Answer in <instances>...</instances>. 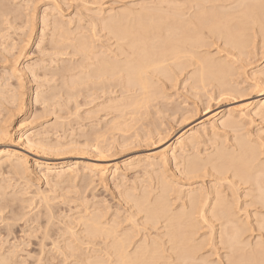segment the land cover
I'll return each instance as SVG.
<instances>
[{
    "label": "rangeland",
    "instance_id": "obj_1",
    "mask_svg": "<svg viewBox=\"0 0 264 264\" xmlns=\"http://www.w3.org/2000/svg\"><path fill=\"white\" fill-rule=\"evenodd\" d=\"M165 1L166 3H164ZM189 1L188 0H179V1L178 0L176 1L175 0H162V1L160 0H11V1L10 0H7V1L0 0V13H1L0 14V93H1L0 94V135L2 133H4L5 135L4 136L2 134L4 137L3 139H2V136L0 137L1 139L0 149L11 150L13 152L11 161H13L14 164L15 163L18 164L19 169H21V171L19 170L20 172L18 173V175L20 176L18 177L10 176V175L7 176L8 178L6 177V175L0 177V181L2 183L0 184V201H1L0 202V213H1L0 214V233H1L0 239H2L0 240V246H1L0 256L5 255L6 258L10 260L11 262L10 264H14V263L16 264H42V263L43 264H82V262L84 264V260L86 262L88 257H89L88 259L91 258L90 260L94 259L93 257L96 256L97 252H100L99 254H101V255L97 254V256H102V252L100 251V249L101 247H103L102 241L103 240L105 241V236L102 235L100 238L101 240L95 239V242L93 241V243L96 244L95 247L90 246L94 244L88 245V243L85 242V241H90L88 240L89 238L87 239V237H90V236H88L89 234L86 231L87 227H84L85 224L82 223V221L88 220V219H89L88 221H90V218L92 216H94V219L96 220V221L94 220V222H96L98 226L101 225L100 227L104 225L107 226L110 224V227L108 226V228L114 229L115 227H111V225L115 226L114 224H116L117 229L115 228V231L118 232L117 234L123 235L126 233L127 235L128 233V236H131L132 241L133 239H135L133 241L134 243L132 242V246H130V249H128V251L130 253L134 252L133 250L135 249V246L139 245L141 242H143V240H147V242L151 241V243L149 244H152V242H154V240L157 239L156 237H152V234L153 236H155V235H158L157 233L161 234L162 232L163 233L165 232L162 229V226L166 224L165 223L166 221H164L167 218L166 215L171 217V215L173 216L175 212H176L175 214H177L178 211L180 213H183L184 209L181 210L182 208L181 205L183 202H187L189 200L188 198L189 195L194 194L197 197L202 196L201 198H204L205 196L212 198L215 195L214 192L223 191L224 188H220V186H222L221 183H223L224 186L228 185L227 184L228 182L224 181L225 180L224 177L231 178V175H232L231 170L224 172L225 174L223 173L221 174L215 169L217 172V174H215L214 172H212L214 169L213 166L210 167L211 164L208 163V164H205L204 166L200 165L201 167L200 166L199 167L201 169L199 168L197 169L198 171H200V174L198 172L196 173L197 175H194L195 173H192V174L187 173L188 172V167H186L188 166L187 159L190 161L193 159V157L195 158L196 156L197 158L200 157L199 159H201L202 162H205L206 160L204 159H208L210 157L209 156L210 154L213 155L214 151L217 149H220L221 147H223L224 150L226 148V151L230 150V151H233V153L237 154L236 151H238V148H240L239 144L241 143L249 145L254 150H256L257 153L260 155L259 160H262L264 158V143H263L264 142L263 141L264 140V117H263L264 114H259V116L255 114V110H257L256 108L259 106V104L261 105L262 103H264V41H263L264 40L263 39L264 38L263 37L264 36V30H263L264 29L263 27L264 26V14H263L264 0L263 1L260 0L261 3L263 2L261 4L262 6L259 4V6L256 5L255 7L256 8L255 10H257L255 12L257 14L259 12L258 16L260 15L259 17L263 21L262 22L263 25L259 26L261 27L260 29L262 30L261 33H260L261 30L259 29L258 24L252 22L250 18V21L249 19L247 20L252 25L253 30L250 28L251 25L249 23L248 25L244 24L246 27L242 26L243 23L242 24L240 23L238 25H235L234 23L231 27H229L230 28L229 32L232 31L231 34L232 33L235 34L234 36H236L237 39L240 38L239 39L240 43L237 42L238 40L236 39V37H234L236 41L233 39L231 42L230 39L225 34L226 32H224L228 30V29L227 30L225 29V28H228L227 27L228 25L224 26L225 28H223L222 25L224 24H220V25L214 24V26L210 24L208 25L206 24V27L201 28L202 29L200 31V33L202 32L200 34L201 37L198 36L199 39H201L202 41L199 40L200 42L198 43L193 42L190 44L187 42L186 44L183 45L185 46V48L183 46L182 48H180L182 50H186L188 52L186 54H189V55L186 56L185 54L186 57L182 56L178 62H173L172 60H170L171 57L168 58L166 56V58H164L163 60L164 61V63H162L163 65L157 67L156 69L155 68L149 69L148 70L149 72H147V76L149 77L148 80L150 82V88H149L150 90L148 91V95L146 94L144 98V99H147L146 100L147 102L146 101L142 102L144 101V99L142 101L138 99L140 98L141 95H143L142 91L140 92L138 87H134L136 90L135 89L133 90V87L127 86V84H125L126 82L124 81L125 80L124 72H123L124 74L122 73L123 77L121 76V72H118L117 70L111 72L110 74L111 76H113V74L117 75V76L116 75L113 76L114 79H112V77L109 76L108 72L104 73L102 77L93 75L94 69H96V66L98 65L97 63L100 59L106 58V60H109V59L115 60V56L116 54H118L117 53L118 51L120 54L121 49L118 48L119 45L126 44L127 42V41L125 42L121 41V39L118 37L116 38L115 36L116 34L113 33L111 31V28L109 27V25L111 24L110 21L112 20V18L117 16L115 15V13H123V14L125 13L124 15L125 17L124 16H122L123 18L119 17L117 19L118 21H116L119 27L120 26L122 27V25L124 27H129L130 23L132 22L130 25L131 27L132 26L139 27L138 25H140V26H146L149 29V31L153 27L154 28L152 30L157 31L158 29V31H161L160 36L162 37H160L159 34H157V36L156 35L150 36L151 37L150 39H152L153 41L155 40L154 42L161 43L160 45L162 46L164 44L165 46L164 47L165 49L158 50V51L155 50V53L157 55L159 52L165 51L166 49L167 50L170 49L168 45H165L166 43H164L165 42L164 40H167L165 37L167 33L165 31L168 27L167 25L168 23L167 24L165 23V19L163 17L167 13L172 14V15L183 14L181 15L182 17H179V16L178 17L181 18L182 20L190 19L193 16V14H195L194 12H197V10H199V8L197 9L196 7H198L197 4L201 2L199 0H197L199 2L194 1V0H189ZM194 2H197V3L195 4ZM148 3L150 4L152 3V4L150 5ZM180 3H183L182 5H184L185 7L184 6L182 7ZM156 4H160L161 6L159 5L156 6ZM166 4L168 7L166 6ZM186 5L188 7H186ZM169 7L170 9H168ZM129 9L132 11H130ZM152 9L154 10L156 9V10L154 11ZM185 9L186 10L188 9V10L186 11ZM190 9H191V12L189 11ZM117 10L120 12H118ZM134 10H135V13H134ZM7 11H10V13ZM154 12H156L157 14L162 12L164 15L158 14L159 15L158 16L156 13L154 14ZM3 13L4 15H8V14L9 15L3 17L4 16ZM141 13L142 15L146 14L144 15L145 17L139 16L141 15ZM148 14H151V15H148ZM235 14L236 13H234V15ZM153 15H155V17ZM236 15L234 17H236ZM159 17L160 18L162 17L161 19L162 20L164 19L163 20L164 22ZM206 17L209 18V16H206ZM104 18H106L107 20H105ZM252 19H254V16L252 17ZM54 20H56V22H59V24L54 22ZM135 20L138 24L133 23ZM147 20L148 21L150 20V21L148 22ZM119 21L121 22L123 21V22L122 23L120 22L121 23L120 24ZM155 22H157L159 25L156 24ZM251 22L254 24H252ZM104 23H106L105 25L108 26V27L106 26L108 30L105 28V25H103ZM152 23L153 25H151ZM56 24L59 25L60 27L56 26ZM117 24L115 25L117 26ZM51 25L53 26L51 27ZM160 25H162L163 28H161ZM64 26L67 27L66 30L64 29ZM158 27H160L161 29H159ZM211 27H214V28H211ZM242 28L244 29L247 28L246 30L248 32L243 29L246 32L245 34ZM61 29H62V32H61ZM94 29H96V31ZM203 29H204V32H203ZM215 29H217L218 31ZM222 29L223 30L225 29V30L223 31ZM92 30L94 33L92 32ZM183 30H185L184 32H186L187 35L189 32L190 36L188 35V39L198 38V37L195 38L196 32L193 31L192 28L187 26L186 29H181L179 31L183 32ZM66 31H67V35L65 33ZM211 31L213 33H211ZM237 31L238 32L241 31L240 33L243 32L245 36L247 35L248 39L243 35L245 37L244 39L243 36L240 35V33H238ZM84 32L86 35L84 34ZM110 32L112 35L113 34L114 35L112 36ZM79 34L81 37L79 36ZM95 35H97L96 36L97 38H95ZM51 36L55 38L53 39ZM192 36L193 38H191ZM205 36L207 37L205 38ZM156 38H158L157 39L158 41H156ZM241 38L244 42L241 40ZM117 39L119 40V42H117L118 41ZM108 40H110L111 42ZM114 40L117 43H115ZM84 42L85 44L87 43L86 44L87 52H86V55H84V57L86 58L83 57L84 53H82V51L84 50V48H82L81 46L83 45L84 47ZM93 42H94V45H93ZM100 43H102L103 45ZM234 43L236 44L234 45ZM69 44H71L74 48ZM77 44H79L80 47ZM113 44L117 46L114 47ZM227 44L229 46H227ZM91 45L93 47H91ZM196 45L198 46V48ZM89 46L91 49L89 48ZM242 46H244V48H241ZM92 48L94 49L92 50ZM79 49L82 51H80ZM111 49H112V52H111ZM98 50H99V53L102 55L98 54ZM124 50H127L128 52L125 56H122V59H121V56H118V58L116 57L115 61H117L118 63H121L120 60L122 61L124 58H126V56L128 57L129 61L130 60L133 61V57L135 59V56L133 55V53H130L131 50L126 49V48H124ZM64 52H66V54ZM70 52L73 54H71ZM150 54L152 55L154 54V52L152 53L150 52ZM193 54L197 56L196 59ZM67 55H69L70 57ZM128 55L130 57L132 56L131 57L132 59ZM88 56L92 58L88 60L87 59ZM189 56L193 58H190ZM119 57H120V60H119ZM152 58L154 60L156 57L152 56L150 60L146 59V62L144 61L143 65L146 63L150 64L152 62L151 60ZM205 58L206 60H204ZM207 58H209L208 59L209 61L207 60ZM51 59L53 61H51ZM61 62H62V65L59 64ZM65 62L67 63L65 64ZM199 63L204 64V67L206 68H209V67L211 68V65L213 68L214 66L213 64L216 63L217 64V65L215 64L216 67L219 66L217 68H221L222 70L221 72L220 71L219 72L223 74L221 75L219 73L220 74L219 75L217 73L218 75H216L215 74L216 72H215L214 73L215 75L213 73H209L210 76H208L209 74L206 73L205 75L206 77H204L205 82L202 84L198 78V74H199L198 71L200 69ZM64 64L67 68L64 66ZM74 65H76V67H74ZM196 65L198 66L196 67ZM168 66L171 68H169ZM48 67L51 69H49ZM63 67H65V69ZM179 67H181L183 71L181 70V68L179 70ZM33 69L35 70V72ZM69 71L72 72V74ZM168 71L169 73L171 72V74H168ZM154 73H157V74H155L154 76ZM85 76H88V77H85ZM115 76L117 78L119 76V81ZM171 76L172 78H170ZM219 76H220V79L222 78L223 80H225L224 81L225 86L227 87L224 89H226V91L219 84L220 79L219 80L217 79L219 78ZM75 77H78L79 80ZM210 77H212V80ZM82 78H84L85 80L84 79L82 80ZM121 79L122 81H120ZM51 80L54 82H52ZM229 81L233 85L230 84ZM81 83L82 84L85 83V84L82 85ZM195 83L196 85H194ZM198 83L199 84L201 83V84L199 85ZM208 83L210 84L207 85ZM86 84L89 86H87ZM204 84L207 87H205ZM73 87H75V90H73ZM81 87H85L86 90H84L85 88H81ZM130 87L132 88V90H129ZM56 88H58V90ZM125 88L127 90V94H126ZM87 89L89 92L87 91ZM92 89L95 92H93ZM70 91L71 93H68ZM223 91L225 92V95ZM220 95H223V96H220ZM151 98L153 101L151 100ZM126 100H127V104H126ZM136 102H137V105L139 104L140 107L138 106L137 108ZM127 105L129 107L131 105L132 108L130 107V110H129ZM142 106L144 108H142ZM135 108L137 109L135 110ZM256 112H259V111H256ZM240 115L242 117H240ZM227 118L229 120H232V122H234V125L226 126V123H227L226 121H228ZM139 119H142V120H139ZM114 121L116 124L113 123ZM211 123L215 124L214 126L216 125L217 126L212 129L209 126V124L211 125ZM205 126H206L205 128L206 130L203 129ZM117 128L118 129L120 128L121 130L120 129L118 130ZM211 129L212 130L215 129V130L212 131ZM3 130H5V132ZM193 130L194 131L196 130L197 132H199L197 134L198 140L196 142V146L194 147H192V145L190 146V144L188 143L189 141H186L189 135L188 133ZM108 131L109 133H107ZM45 132H47L48 134ZM81 133H83L86 136L81 135ZM87 133L89 134V136ZM99 133L101 134L103 133L102 135L104 136H102ZM106 133H107V137H106ZM101 136L105 138L103 139ZM91 137H93V139L95 138L96 139L93 140L91 139ZM88 138L93 140L92 143H91V140H89ZM180 139L183 140L184 142H187L189 146L186 143H185V146H183L184 144L183 142L181 148L179 145H177L174 151H170L172 144L176 143L178 140L181 141ZM104 140L105 142H103ZM95 141L101 144L97 145ZM213 141L217 143H214ZM218 141H220V143ZM226 142L228 143L226 144ZM45 143H47L46 145L48 146H46ZM103 144L105 147L102 146ZM218 145H220L219 146L220 148L218 147ZM50 146H53V147L50 148ZM95 146L97 147L99 146V147L97 148ZM100 146H102L101 148H103V150H101ZM212 147H215V148H212ZM94 148H96V150ZM190 148H191V152H190ZM151 153H154V154L157 153V155H155L156 157L154 156L155 160L150 159L152 155ZM160 154H165L168 156L167 157L168 159L165 160L166 163L163 162V165L161 164L162 162L160 161L158 162L159 158H161L162 156ZM174 157L177 159L175 160ZM157 158L158 160H156ZM185 159L187 162L185 161ZM21 162L24 164L25 168L23 167V164ZM77 162L82 170L79 174H76L79 176L76 177L75 174L72 175L76 177V178L73 177L74 183L76 181V183L78 184V185L74 184L75 186L74 185L72 186V184L67 182L68 180L67 175L59 177L58 179V177L55 178L54 174L51 175L49 174L50 172L48 173V171L46 170L48 166L51 169L53 168V169H57L58 171L60 170L65 171V169H67L66 168L67 164L77 163ZM21 164L22 166L20 167ZM82 167H84L85 169ZM205 167L207 168L205 169ZM209 167L212 171L209 169ZM150 168L153 169V171ZM209 170L211 171L213 175L212 174L210 175ZM23 171H25L26 173ZM180 171L183 173H181ZM22 172L23 174H21ZM156 172H159V173L161 172V173L160 175H157L159 173H156ZM203 172H205V175ZM185 173L186 175H184ZM162 175L165 177V179ZM193 175L195 176L194 178L195 181H193V178H192ZM201 175H203L205 178H203V176L200 178ZM218 175H221V177ZM198 176H199V179H198ZM213 176H216V177H213ZM65 177H67V179ZM155 177L157 178V180L159 179L160 181L159 180L157 181ZM160 178L163 180V182ZM186 178L187 179L189 178V180L190 179L192 180L186 182ZM215 178L216 180L218 178L219 181H215ZM54 180H57V181H54ZM201 180H203L204 182ZM220 180L223 182L220 183ZM73 181L71 183H73ZM160 182L168 186L166 187L165 185L160 184ZM6 183L7 184L10 183V184L7 185ZM65 184L67 185L69 184V185L67 186ZM161 185H162V189L165 188L163 190L164 192H166L165 195H163L164 192L161 190V187H160ZM27 186L30 188H28ZM207 186H209V188ZM174 187L176 190L174 189ZM5 189H6V192H5ZM166 189L170 190L169 193L167 192ZM218 189H221V190H218ZM173 190L175 191L173 192ZM177 190L180 192L178 193ZM227 191L228 190H226V192ZM238 191H237L238 192L237 198L236 197L235 198L238 199L239 202L238 200L236 201L238 204L235 206V208L238 209L239 207L240 210L242 211H245V210L249 211L250 215H252V216H249V218L245 217L246 220L248 219L249 224L246 221V224L248 225V227L247 228L244 227V229L246 228L245 229L246 231L244 230L246 233L244 232V237L242 238L245 241L244 245L251 244L250 245L251 248L252 247L254 248L257 246H259L260 248H264L263 247L264 228L259 226L258 224L259 219H257L253 214H251L258 207H256L255 209L254 206L253 207L251 206L250 202L252 199L245 197V195L248 193L246 190L241 188V189H238ZM144 192L145 193L147 192V193L145 194ZM204 192L206 194H204ZM1 193H5V194L3 195ZM126 194L129 195V197L131 196L132 201L130 198H128L127 200L128 196H126ZM142 194L144 196H142ZM151 194H153L154 196H152ZM79 196L80 197L82 196V197L80 198ZM156 196L158 198L161 197L160 199L165 202V205L162 207L164 208V211L161 208L164 202H162L160 199H158L159 201L156 200L157 199ZM165 196H168V197H165ZM42 197H45L46 199ZM142 197H144V199ZM145 197H148V199ZM140 198H142L143 200ZM153 198L154 199L156 198L155 201ZM166 198H168L169 200L167 199L165 201L164 199ZM138 199L139 201H141L142 204L143 202L146 204V208L147 207L149 208L147 209L148 212H151L149 210H153V209H150V208H153L152 206H155L154 208H156V205H158L157 203L160 202L159 204L161 206L160 205L159 206L163 212L162 214L161 213L160 214L163 217H161L158 214H157L158 216L157 215L156 216L158 217L157 218L158 221L160 219L161 220L159 222L156 221L157 222L156 223L152 221V218H150L151 215L147 216L146 218L145 215L148 214V212L145 211L146 210V208L144 207L145 204L137 205V202H139ZM231 199L232 198L229 197V200ZM146 200H149V201L146 202ZM176 200L178 201V203ZM131 202H134L136 204L134 203L132 204ZM151 202H153V204ZM172 202L174 203L173 205H172ZM134 205L135 207L140 206V212L139 210L137 211L136 209L137 207L135 208ZM141 206H143L144 207L143 209H145L142 212H141L142 210ZM159 206L157 208H159ZM168 207H170L171 210L168 209ZM83 208H85V210ZM133 208H134V211H133ZM45 209L49 211L47 210L45 211ZM165 209L166 211L168 210V212H166L167 214L164 213ZM81 210L82 212L84 211V213L87 212L86 213L87 216L84 213H82ZM169 210L171 211V213H169L170 212ZM46 212L48 215H46ZM91 212L93 213V215H91L92 214ZM12 213H14L16 216ZM50 214L52 215V217H50L51 216ZM134 215H136V217ZM80 216L83 218V220ZM87 217H90V218H87ZM101 217L102 218L104 217L103 220ZM70 218H72L73 220L71 219V221H69ZM145 218L146 220H144ZM197 218H196L197 221L193 222L195 225H197L195 226L196 227L195 229H197L198 227L196 232L194 229V232L196 233L194 235V237H196L195 243L202 244L201 242L204 240L202 246L205 245L206 249L205 251L201 249L199 250L197 254L198 261H196V264L198 262H199L198 264H202V262H200L201 260H205L206 264H229L228 261L232 257L231 254L233 253L231 252L232 250L228 249V246L224 242H221L222 241L221 239H223V237L220 235V228H219L221 222L218 223L219 221L214 218L216 221H218L216 223L213 218L211 219V215L208 217L209 220L207 222L205 221L203 222V220L201 221V219H197ZM253 218H256V219H253ZM113 219H118V220H113ZM149 219L151 220L150 222H153L152 225L149 224V222H147ZM49 220L50 221L52 220L50 224H49ZM91 220H93V218H91ZM97 220L99 223L97 222ZM162 220L164 221L165 224L163 223ZM11 221H13L12 222L13 224L11 223ZM88 221H85V222H88ZM129 221H131L132 223ZM199 221L201 222L199 223ZM209 221L210 223L208 224ZM47 222L50 227L47 225ZM111 222L114 224H112ZM121 222H124V223L121 224ZM143 222L146 224H144ZM203 223H205L206 225ZM88 224L90 225L91 221L90 223L88 222ZM153 224H154V228H153ZM121 225H124L125 227L124 226L122 227ZM251 225H254V226L251 227ZM64 226L67 229H65ZM133 226H135L136 228ZM155 226H157V228L159 226L160 228L157 229ZM129 227H131V229ZM261 228L262 230H259L260 231L259 232L258 229H261ZM153 229H157L155 230L157 233H155ZM211 229L213 230L212 231L213 234L211 233ZM66 230L69 232L73 230L74 232L72 231L71 233H69ZM139 230L142 231L141 232L142 235L139 234L140 233ZM158 230L160 231L158 232ZM129 232L130 233L132 232V233L129 234ZM132 234H134L135 236ZM245 234L247 237L245 236ZM6 235H7V238L5 239ZM138 235L141 237H139ZM210 235L211 237L214 236L212 238L213 241L211 240ZM45 236H46V240H45ZM207 236H209L210 238L208 239ZM142 237L143 239H141ZM205 237L209 241H207ZM147 238H150V239H147ZM245 239L251 240L250 241L251 243L249 242V240L246 241ZM96 240L97 242L101 241V243H97ZM166 240L167 238H165L164 241ZM199 240H202V241L200 242ZM218 240H220V244H218L219 243ZM208 242L210 243V245L208 244ZM166 247H169V246H166ZM96 248H98L99 250ZM71 249H73L72 252H71ZM91 249L94 250L95 253ZM5 250L7 251V253ZM247 250H250V248L248 247ZM80 252L83 253V255ZM88 252L89 254H87ZM91 253H93L94 255ZM11 254L13 257L11 256ZM76 254L79 255V258H78V255L76 256ZM85 255H86V258H85ZM165 256L172 257L171 252L167 251ZM80 259H82V261ZM171 259L166 260L167 264L172 263Z\"/></svg>",
    "mask_w": 264,
    "mask_h": 264
},
{
    "label": "bare ground",
    "instance_id": "obj_2",
    "mask_svg": "<svg viewBox=\"0 0 264 264\" xmlns=\"http://www.w3.org/2000/svg\"><path fill=\"white\" fill-rule=\"evenodd\" d=\"M7 1V0H6ZM11 1V0H10ZM160 1H162V0H160ZM176 1V0H175ZM179 1V0H178ZM189 1V0H188ZM194 1H197V0H194ZM201 3H198L197 4V6L198 7H196L197 9L199 8V10H197V12H194L195 14H193V16L190 18V19H188V20H185V19H181V18H179V17H182L181 15H183V14H181V15H172V14H165V16L163 17L164 19H165V23L168 25V27H167V29H166V33H167V35L165 36L166 37V39L167 40H164L163 42L164 43H166L165 45H168V47L170 48H168L169 50H165V51H162V52H159L157 55H156V53H155V50L156 51H158V50H162V49H165L164 47V44H163V46L162 45H160L161 43H158V42H154L152 39H150L151 37V35H156L157 36V34H159V36H160V32L161 31H158V29L157 28H155V29H157V31H154V30H150L149 31V29L146 27V26H140V25H138L139 27H134V26H130L131 25V23H130V25H129V27H124L123 25H122V27L120 26L119 27V25L116 23V21H118L117 19L119 18V17H122V16H124L125 15V13L123 14V13H115V15H117L116 17H113L112 18V20L110 21L111 22V24L109 25V27L111 28V31L113 32V33H115L116 35V38L118 37V38H120L121 39V41H123V42H125V41H127L126 42V44H123V45H119V47L118 48H120L121 50H120V54H119V51L117 52L118 54H116V56H115V60H116V57L118 58V56H121V59H122V56H125L126 54H127V50H124V48H126V49H129V50H131L130 51V53H133V55L135 56V59H134V57H133V61L132 60H128V57L126 56V58H124L122 61L120 60V57H119V60H120V62L121 63H118L117 61H115L114 59H109V60H106V58H102V59H100L99 61H98V65L96 66V69H94V72H93V75H97V76H99V77H102L103 76V74L104 73H106V72H108L109 73V76L110 77H112V79H114L113 78V76L114 75H116V74H113V76H111L110 74H111V72H113V71H115V70H117L118 72H121V76L123 77V75H122V73L124 72L125 73V84H127V86H131V87H133V90L135 89L134 87H138L139 88V90H140V92L142 91V93H143V95H141L139 92V94L141 95L140 96V98H138V99H140L141 101L145 98V96H146V94L148 95V91L150 90L149 88H150V82H149V80H148V76H147V72H149L148 70L149 69H152V68H157V67H159V66H161V65H163L162 63H164V58H166V56L169 58V57H171V59L170 60H172L173 62H178L180 59H181V57L182 56H185V54L186 53H188L186 50H182V49H180V48H182V46L184 45V44H186L187 42L190 44V43H193V42H200L199 40H201V39H199V37L198 36H200V34L202 33H200V31L202 30L201 28L202 27H206V24L208 25V24H210V25H212V26H214V24H216V25H220V24H224V25H222L223 26V28H225L224 26H226V25H228L227 27L228 28H225L227 31H224L223 29V31L224 32H226L225 34L227 35V37L230 39V41L232 42V40L234 39V37H236V36H234L235 34H231V32H229V27H231L234 23H235V25H238V24H242L243 23V25L242 26H245L244 24H247L248 25V23L250 24V18H251V20H252V22H254V23H256V24H258V27L259 26H262L263 25V21L261 20V18L258 16V14H259V12H258V14L255 12V11H257V10H255L256 8V5L257 6H259V4L261 5L262 3H261V1L260 0H199ZM199 1H197V2H199ZM263 1V0H262ZM189 2H191V1H189ZM197 2H194L195 4L197 3ZM164 3H166V1L164 2ZM144 4V3H143ZM143 4H141V5H143ZM146 4V3H145ZM148 4H150V3H148ZM152 4V3H151ZM150 4V5H151ZM161 4V3H160ZM160 4H156V6L157 5H159V6H161ZM163 4V3H162ZM167 4H168V2H167ZM167 4H166V6H167ZM181 5L183 4V3H180ZM186 4V3H185ZM190 4H192V3H190ZM208 4H209V6H208ZM11 5V4H10ZM171 5H173V4H171ZM179 5V4H178ZM189 5V4H188ZM163 6V5H162ZM184 5H182V7H183ZM193 6V5H192ZM191 6V7H192ZM262 6V5H261ZM9 7V6H8ZM140 7V6H139ZM149 7V6H148ZM168 7V6H167ZM173 7V6H172ZM179 7V6H178ZM185 7V6H184ZM186 7H188L187 5H186ZM190 7V6H189ZM10 8V7H9ZM153 8H155V7H153ZM196 8H194V9H196ZM13 9V8H12ZM18 9V8H17ZM16 9V10H17ZM20 9V8H19ZM162 9V8H161ZM165 9V8H164ZM168 9H170V7L168 8ZM178 9V8H177ZM193 9V8H192ZM261 9V8H260ZM264 9V8H263ZM21 10V9H20ZM130 10V9H129ZM139 10V9H138ZM149 10V9H148ZM151 10V9H150ZM152 10H154V9H152ZM156 10V9H155ZM154 10V11H155ZM163 10V9H162ZM182 10V9H181ZM180 10V11H181ZM186 10V9H185ZM188 10V9H187ZM186 10V11H187ZM4 11V10H3ZM3 11H1V12H3ZM18 11V10H17ZM118 11V10H117ZM123 11V10H122ZM130 11H132V10H130ZM141 11V10H140ZM158 11V10H157ZM190 12H191V9L189 10ZM194 11H196V10H194ZM209 11V12H208ZM211 11V12H210ZM7 12H9L10 13V11H7ZM118 12H120V11H118ZM137 12V11H136ZM142 12V11H141ZM152 12V11H151ZM164 12V11H163ZM182 12V11H181ZM185 12V11H184ZM183 12V13H184ZM15 13H17V12H15ZM110 13V12H109ZM108 13V14H109ZM132 13V12H131ZM134 13H135V10H134ZM139 13V12H138ZM143 13V12H142ZM142 13H141V15H139V16H144V15H146V14H144V15H142ZM146 13V12H145ZM156 12H154V14H155ZM234 13H236L235 15H236V17H234L235 15H234ZM254 13H255V15H254ZM1 14V13H0ZM102 14V13H101ZM152 14V13H151ZM151 14H148V15H151ZM157 14V13H156ZM158 14H163L162 12L161 13H158ZM157 14V15H158ZM177 14V13H176ZM263 14H264V12H263ZM3 15H4V13H3ZM9 15V14H8ZM8 15H4L3 17H5V16H8ZM13 15V14H12ZM99 15H100V13H99ZM98 15V16H99ZM111 15H112V13H111ZM138 15V14H137ZM164 15V14H163ZM162 15V16H163ZM192 15V14H191ZM239 15V16H238ZM127 16V15H126ZM138 16V17H139ZM154 17H155V15H153ZM159 16V15H158ZM179 16V17H178ZM206 16H209V18L208 17H206ZM254 16V19H252V17ZM97 17V16H96ZM101 17V16H100ZM112 17V16H111ZM125 17V16H124ZM128 17V16H127ZM133 17V16H132ZM145 17V16H144ZM152 17V16H151ZM189 17V16H188ZM210 17H212V18H210ZM262 17V16H261ZM18 18H19V16H18ZM107 18V17H106ZM106 18H104L105 20H107ZM123 18V17H122ZM129 18V17H128ZM127 18V19H128ZM141 18V17H140ZM156 18H157V16H156ZM160 18V17H159ZM162 18V17H161ZM160 18V19H161ZM16 19V18H15ZM97 19V18H96ZM99 19V18H98ZM121 19V18H120ZM132 19V18H131ZM163 19V20H164ZM245 19V20H244ZM247 19H249V21L247 20ZM60 20V19H59ZM110 20V19H109ZM126 20V19H125ZM124 20V21H125ZM130 20V19H129ZM139 20H141V19H139ZM162 20V19H161ZM162 20V21H163ZM144 21V20H143ZM148 21V20H147ZM150 21V20H149ZM148 21V22H149ZM156 21V20H155ZM157 21H159V20H157ZM54 22H56V20H54ZM104 22H106V21H104ZM121 21H119V23H120ZM123 22V21H122ZM121 22V23H122ZM126 22H128V21H126ZM130 22V21H129ZM152 22H154V21H152ZM164 22V21H163ZM163 22H162V24H163ZM251 22V23H252ZM56 23H58L59 24V22H56ZM101 23V22H100ZM99 23V24H100ZM103 23V22H102ZM120 23V24H121ZM125 23V22H124ZM134 24H138L137 22H136V20L133 22ZM141 23V22H140ZM156 24H158L157 22H155ZM161 23V22H160ZM164 23V24H165ZM254 23H252V24H254ZM55 24V23H54ZM97 24V23H96ZM106 23H104L103 25H105ZM115 24H117V26L115 25ZM134 24H132V25H134ZM148 24V23H147ZM61 25V24H60ZM94 25V24H93ZM145 25V24H144ZM151 25H153V23L151 24ZM159 25V24H158ZM251 25V24H250ZM53 25H51V27H52ZM56 26H58V27H60L59 25H57L56 24ZM106 26L107 25H105V28H106ZM155 26V25H154ZM161 26V28H163V26L162 25H160ZM190 27V28H192L193 29V31H195L196 32V34H195V38H197V39H188V35H189V32H188V35H187V33L186 32H184L185 30H183V32L181 31H179V30H181V29H186V27ZM241 26V25H240ZM256 26V25H255ZM62 27V26H61ZM108 27V26H107ZM157 27V26H156ZM216 27V26H215ZM220 27V26H219ZM219 27H218V29H219ZM246 27V26H245ZM254 27V26H253ZM257 27V28H258ZM264 27V26H263ZM55 28V27H54ZM95 28V27H94ZM97 28V27H96ZM109 28V29H110ZM159 29H161L160 27H158ZM210 28V27H209ZM211 28H214V27H211ZM235 28V27H234ZM251 29H252V25H251V27H250ZM249 28V29H250ZM256 28V27H255ZM261 27H259V29H260ZM59 29V28H58ZM63 29V28H62ZM62 29H61V32H62ZM64 29L66 30L67 29V27H65L64 26ZM107 30H108V28H106ZM205 29V28H204ZM204 29H203V32H204ZM232 29V28H231ZM244 28H242V30H243ZM247 28H245L244 30L245 31H247L246 30ZM51 30H53V29H51ZM64 30V31H65ZM95 31H96V29H94ZM188 30V29H187ZM213 30V29H212ZM215 30H217V29H215ZM241 30V29H240ZM241 30V31H242ZM243 30V31H244ZM253 30V29H252ZM251 30V31H252ZM261 30V29H260ZM260 30H258V31H260ZM264 30V29H263ZM56 31H57V29H56ZM163 31V30H162ZM218 31V30H217ZM241 31H237L238 33H240ZM244 31V32H245ZM55 32V31H54ZM91 32V31H90ZM92 32H93V30H92ZM248 32V31H247ZM250 32V31H249ZM262 32V30L260 31V33ZM53 33V32H52ZM60 33V32H59ZM66 33V35H67V31L65 32ZM68 33H70V32H68ZM77 33V32H76ZM94 33V32H93ZM93 33H91V34H93ZM163 33V32H162ZM211 33H213L212 31H211ZM218 33V32H217ZM221 33V32H220ZM63 34V33H62ZM78 34V33H77ZM84 34H85V32H84ZM110 34H111V32H110ZM204 34V33H203ZM245 34H246V32H245ZM245 34H243V32L242 33H240V35H244L245 36ZM74 35V34H73ZM86 35V34H85ZM112 35V34H111ZM114 35V34H113ZM112 35V36H113ZM220 35V34H219ZM248 35H250V34H248ZM263 35V34H262ZM57 36V35H56ZM76 36V35H75ZM74 36V37H75ZM78 36V35H77ZM79 36H80V34H79ZM97 35H95V38H97L96 37ZM190 36V35H189ZM243 36V38L245 39V37L247 38V35L244 37ZM52 38H53V36H51ZM66 37V36H65ZM81 37V36H80ZM83 37V36H82ZM160 37H162V36H160ZM201 37V36H200ZM207 36H205V38H206ZM217 37V36H216ZM215 37V38H216ZM221 37V36H220ZM241 37V36H240ZM264 37V36H263ZM55 38V37H54ZM53 38V39H54ZM159 38V37H158ZM158 38H156V41H158L157 39ZM191 38H193V36L191 37ZM222 38H223V36H222ZM221 38V39H222ZM63 39H65V38H63ZM80 39V38H79ZM111 39V38H110ZM154 39V38H153ZM213 39V38H212ZM217 39H219V38H217ZM228 39V40H229ZM236 39H237V37H236ZM240 39V38H239ZM239 39H237L238 41L237 42H239ZM248 39V38H247ZM246 39V40H247ZM264 39V38H263ZM57 40V39H56ZM92 40V39H91ZM99 40V39H98ZM112 40V39H111ZM118 40V39H117ZM152 40V41H151ZM160 40H162V39H160ZM207 40V39H206ZM235 40V39H234ZM241 40H242V38H241ZM240 40V41H241ZM54 41V40H53ZM63 41V40H62ZM66 41H68V40H66ZM65 41V42H66ZM95 41V40H94ZM96 41H97V39H96ZM108 41H110V40H108ZM115 41V40H114ZM167 41V42H166ZM202 41V40H201ZM236 41V40H235ZM234 41V42H235ZM243 41V40H242ZM241 41V42H242ZM264 41V40H263ZM57 42V41H56ZM76 42V41H75ZM82 42V41H81ZM86 42H87V40H86ZM100 42V41H99ZM111 42V41H110ZM109 42V43H110ZM117 42H119V40L117 41ZM116 41H115V43H117ZM160 42V41H159ZM162 42V43H163ZM244 42V41H243ZM54 43V42H53ZM79 43V42H78ZM88 43H90V42H88ZM108 43V42H107ZM157 43H158V45H157ZM240 43V42H239ZM247 43H248V41H247ZM55 44V43H54ZM61 44V43H60ZM63 44H65V43H63ZM81 44V43H80ZM87 44V43H86ZM85 44V42H84V47H83V45H81L82 46V48H84V50L83 51H85V52H83L82 50H80V51H82V53H84L83 54V57H84V55H86V47H87V45ZM100 44H102V43H100ZM119 44V43H118ZM195 44V43H194ZM200 44V43H199ZM198 44V45H199ZM226 44V43H225ZM233 44V43H232ZM236 43H234V45H235ZM56 45V44H55ZM69 45H71V44H69ZM78 46H79V44H77ZM93 45H94V42H93ZM103 45V44H102ZM114 45V47H116L115 46V44H113ZM112 45V46H113ZM202 45V44H201ZM245 45V44H244ZM247 45V44H246ZM58 46V45H57ZM60 46V45H59ZM72 46V45H71ZM76 46V45H75ZM197 46V45H196ZM205 46V45H204ZM227 46H229L228 44H227ZM230 46H231V44H230ZM61 47V46H60ZM73 47V46H72ZM80 47V46H79ZM91 47H93L92 45H91ZM97 47V46H96ZM108 47V46H107ZM184 48H185V46H183ZM203 47V46H202ZM208 47V46H207ZM234 47V46H233ZM246 47V46H245ZM55 48V47H54ZM62 48V47H61ZM71 48V47H70ZM74 48V47H73ZM81 48V49H82ZM89 48H90V46H89ZM94 48H95V46H94ZM94 48H92V50L94 49ZM183 48V49H184ZM191 48H192V46H191ZM197 48H198V46H197ZM205 48V47H204ZM241 48H244V46H242ZM57 49V48H56ZM78 49V48H77ZM88 49V48H87ZM91 49V48H90ZM103 49V48H102ZM101 49V50H102ZM196 49V48H195ZM54 50V49H53ZM58 50V49H57ZM66 50H67V48H66ZM72 50V49H71ZM116 50V49H115ZM189 50V49H188ZM197 50V49H196ZM241 50V49H240ZM59 51V50H58ZM61 51V50H60ZM63 51V50H62ZM89 51V50H88ZM95 51V50H94ZM93 51V52H94ZM192 51V50H191ZM242 51H243V49H242ZM68 52V51H67ZM96 52V51H95ZM105 52V51H104ZM107 52V51H106ZM111 52H112V49H111ZM150 52L152 53V52H154V54H150ZM65 54H66V52H64ZM63 53V54H64ZM71 53V52H70ZM90 53V52H89ZM91 53H92V51H91ZM90 53V54H91ZM110 53V52H109ZM191 53V52H190ZM196 53V52H195ZM242 53V52H241ZM57 54H59V53H57ZM68 54V53H67ZM71 54H73V53H71ZM70 54V55H71ZM90 54H88V55H90ZM98 54H100L99 53V50H98ZM108 54V53H107ZM106 54V55H107ZM92 55V54H91ZM100 55H102V54H100ZM103 55H105V54H103ZM111 55V54H110ZM112 55H113V53H112ZM132 55V54H131ZM187 55H189V54H186V56ZM194 56H195V54H193ZM192 55V56H193ZM199 55V54H198ZM205 55V54H204ZM56 56H58V55H56ZM65 56V55H64ZM67 56H69V55H67ZM93 56V55H92ZM98 56V55H97ZM129 56V55H128ZM152 56H155L156 58L153 60V58L151 59L152 60V62L150 63V62H148V63H150V64H144L143 65V63H144V61L146 62V59H148V60H150V58L152 57ZM159 56H161V57H159ZM185 56V57H186ZM191 56V55H190ZM189 56V57H190ZM53 57V56H52ZM51 57V58H52ZM70 57V56H69ZM72 57V56H71ZM82 57V58H83ZM130 57V56H129ZM132 57V56H131ZM130 57V58H131ZM208 57H209V55H208ZM56 58V57H55ZM84 58H86V57H84ZM92 57H87V59L88 60H90ZM99 58V57H98ZM107 58H109V57H107ZM112 58H113V56H112ZM129 58V59H130ZM190 58H193V57H190ZM197 58V56H195V59ZM94 59H95V57H94ZM132 59V58H131ZM202 59V58H201ZM209 58H207V60H208ZM74 60V59H73ZM192 60V59H191ZM199 60V59H198ZM204 60H206V58L204 59ZM51 61H53L52 59H51ZM85 61V60H84ZM97 61V60H96ZM166 61V60H165ZM182 61V60H181ZM196 61V60H195ZM209 61V60H208ZM215 61V60H214ZM213 61V62H214ZM217 61V60H216ZM64 62V61H63ZM69 62V61H68ZM71 62V61H70ZM82 62V61H81ZM168 62H169V60H168ZM202 62V61H201ZM206 62V61H205ZM212 62V63H213ZM218 62V61H217ZM220 62V61H219ZM67 62H65V64H66ZM83 63V62H82ZM85 63V62H84ZM166 63V62H165ZM191 63H192V61H191ZM211 63V64H212ZM59 64H61L62 65V62L61 63H59ZM58 64V65H59ZM65 64H64V66H65ZM69 64V63H68ZM96 64V63H95ZM94 64V65H95ZM171 64V63H170ZM170 64H169V66H170ZM175 64H177V63H175ZM200 64V63H199ZM198 64V65H199ZM216 64V63H215ZM215 64H213L214 66H213V68H212V65H211V68L209 67V68H206V67H204V64H200V69H199V71L198 70H196V71H198V78H199V80H200V82L203 84L205 81H204V77H206L205 75H206V73H215L216 75H218L222 70H221V68H217V67H219V66H217L216 67V65ZM220 64V63H219ZM84 65V64H83ZM146 65V66H145ZM193 65H195V64H193ZM198 65H196V67L198 66ZM68 66V65H67ZM91 66V65H90ZM168 66V67H169ZM188 66V65H187ZM206 66V65H205ZM222 66V65H221ZM47 67V66H46ZM51 67V66H50ZM66 67V66H65ZM65 67H63L64 69H65ZM73 67V66H72ZM74 67H76V65H74ZM95 67V66H94ZM93 67V68H94ZM175 67V66H174ZM216 67V68H215ZM223 67V66H222ZM224 67H225V65H224ZM233 67V66H232ZM231 67V68H232ZM49 68V67H48ZM59 68V67H58ZM62 68V67H61ZM67 68V67H66ZM70 68V67H69ZM169 68H171V67H169ZM176 68H177V66H176ZM175 68V69H176ZM180 68L181 67H179V70H180ZM31 69V68H30ZM49 69H51V68H49ZM73 69H75V68H73ZM73 69H72V71H73ZM83 69V68H82ZM154 69V70H155ZM195 69V68H194ZM223 69V68H222ZM229 69V68H228ZM234 69V68H233ZM34 70V69H33ZM58 70V69H57ZM67 70V69H66ZM153 70V71H154ZM158 70V69H157ZM172 70H173V68H172ZM181 70H182V68H181ZM224 70V69H223ZM80 71V70H79ZM170 71V70H169ZM169 71H168V74H171V72L169 73ZM175 71V70H174ZM183 71V70H182ZM220 71V72H219ZM228 71V70H227ZM34 72H35V70H34ZM66 72V71H65ZM64 72V73H65ZM70 72V71H69ZM78 72V71H77ZM76 72V73H77ZM81 72V71H80ZM83 72V71H82ZM71 74H72V72H70ZM85 73V72H84ZM107 73V74H108ZM123 73V74H124ZM152 73V72H151ZM159 73V72H158ZM218 73V74H217ZM57 74H58V72H57ZM78 74V73H77ZM120 74V73H119ZM155 74H157V73H154V76H155ZM196 74V73H195ZM207 74V75H208ZM214 74V75H215ZM221 74V73H220ZM219 74V75H220ZM223 74V73H222ZM221 74V75H222ZM229 74V73H228ZM53 75V74H52ZM83 75V74H82ZM165 75H166V73H165ZM227 75V74H226ZM33 76V75H32ZM54 76V75H53ZM58 76H59V74H58ZM62 76H63V74H62ZM61 76V77H62ZM77 76V75H76ZM108 76V75H107ZM117 76V75H116ZM115 76V77H116ZM153 76V77H154ZM157 76V75H156ZM208 76H210V74L208 75ZM212 76V75H211ZM84 77V76H83ZM85 77H88V76H85ZM151 77V76H150ZM166 77H167V75H166ZM169 77V76H168ZM194 77V76H193ZM213 77V76H212ZM212 77H210L211 78V80H212ZM215 77V76H214ZM217 77V76H216ZM225 77V76H224ZM66 78H67V76H66ZM69 78V77H68ZM75 78H77L78 80H79V78L78 77H75ZM90 78V77H89ZM117 78V77H116ZM115 78V79H116ZM170 78H172V76L170 77ZM191 78V77H190ZM210 78H208V79H210ZM63 79V78H62ZM70 79V78H69ZM76 79V80H77ZM84 78H82V80H83ZM88 79V78H87ZM118 81H119V76H118ZM193 79V78H192ZM218 80L220 79V76H219V78H217ZM66 80V79H65ZM81 80V79H80ZM85 80V79H84ZM92 80H93V78H92ZM195 80H196V78H195ZM49 81V80H48ZM52 81V80H51ZM115 81V80H114ZM120 81H122V79L120 80ZM225 80H223L222 78L219 80V84L221 85V87L224 89V88H226L227 86H225V82H224ZM52 82H54V81H52ZM55 82H56V80H55ZM80 82V81H79ZM90 82V81H89ZM195 82V81H194ZM197 82H198V80H197ZM230 82V81H229ZM50 83V82H49ZM60 83V82H59ZM75 83V82H74ZM86 83V82H85ZM85 83H83V84H85ZM116 83V82H115ZM120 83H122V82H120ZM193 83V82H192ZM200 83V84H201ZM211 83V82H210ZM210 83H208L207 85H209ZM61 84V83H60ZM66 84H67V82H66ZM69 84V83H68ZM71 84V83H70ZM79 84V83H78ZM82 84V83H81ZM82 84V85H83ZM92 84V83H91ZM98 84V83H97ZM108 84V83H107ZM124 84V83H123ZM199 84V83H198ZM199 84V85H200ZM206 84V83H205ZM205 84H204V86H205ZM230 84H232L231 82H230ZM43 85V84H42ZM87 85V84H86ZM93 85V84H92ZM96 85V84H95ZM117 85V84H116ZM155 85V84H154ZM194 85H196V83L194 84ZM233 85V84H232ZM71 86V85H70ZM87 86H89V85H87ZM122 86H124V85H122ZM126 86V87H127ZM214 86V85H213ZM64 87V86H63ZM66 87V86H65ZM80 87V86H79ZM102 87H103V85H102ZM106 87V86H105ZM130 87V88H131ZM155 87V86H154ZM205 87H207V86H205ZM228 87H229V85H228ZM232 87V86H231ZM81 88H85V87H81ZM121 88V87H120ZM124 88V87H123ZM129 88V90H132V88L130 89ZM195 88V87H194ZM198 88V87H197ZM202 88V87H201ZM221 88V89H222ZM258 88V87H257ZM57 90H58V88H56ZM94 89V88H93ZM93 89H92V91H93ZM107 89H109V88H107ZM73 90H75V87H73ZM72 90V91H73ZM84 90H86V88L84 89ZM95 90V89H94ZM101 90V89H100ZM125 90H126V88H125ZM136 90V89H135ZM206 90V89H205ZM225 91H226V89H224ZM59 91H60V89H59ZM87 91H88V89H87ZM91 91V90H90ZM221 91V90H220ZM75 92V91H74ZM89 92V91H88ZM88 92H86V93H88ZM93 92H95V91H93ZM98 92V91H97ZM104 92V91H103ZM108 92V91H107ZM124 92V91H123ZM157 92V91H156ZM219 92V91H218ZM224 92V91H223ZM49 93V92H48ZM51 93V92H50ZM53 93V92H52ZM55 93V92H54ZM59 93V92H58ZM63 93V92H62ZM66 93V92H65ZM68 93H71V91L70 92H68ZM67 93V94H68ZM91 93V92H90ZM110 93V92H109ZM130 93V92H129ZM136 93V92H135ZM227 93V92H226ZM1 94V93H0ZM47 94V93H46ZM60 94V93H59ZM74 94V93H73ZM101 94V93H100ZM126 94H127V90H126ZM125 94V95H126ZM131 94V93H130ZM206 94V93H205ZM236 94V93H235ZM42 95V94H41ZM44 95V94H43ZM75 95V94H74ZM137 95V94H136ZM155 95V94H154ZM224 95H225V92H224ZM17 96V95H16ZM62 96H63V94H62ZM65 96V95H64ZM70 96V95H69ZM73 96V95H72ZM160 96V95H159ZM220 96H223V95H220ZM40 97H42V96H40ZM45 97V96H44ZM58 97V96H57ZM71 97V96H70ZM74 97V96H73ZM77 97V96H76ZM75 97V98H76ZM93 97V96H92ZM116 97V96H115ZM139 97V96H138ZM150 97V96H149ZM87 98H89V97H87ZM129 98V97H128ZM131 98V97H130ZM158 98V97H157ZM156 98V99H157ZM39 99V98H38ZM43 99V98H42ZM47 99V98H46ZM56 99V98H55ZM73 99V98H72ZM71 99V100H72ZM112 99V98H111ZM137 99V98H136ZM136 99H135V101H136ZM137 99V100H138ZM37 100V99H36ZM40 100H41V98H40ZM118 100V99H117ZM129 100V99H128ZM147 99H144V101H142V102H145ZM151 100H152V98H151ZM155 100V99H154ZM53 101V100H52ZM65 101V100H64ZM132 101V100H131ZM140 101V102H141ZM153 101V100H152ZM38 102V101H37ZM50 102V101H49ZM147 102V101H146ZM43 103V102H42ZM108 104H109V102H108ZM110 104H111V102H110ZM126 104H127V100H126ZM148 104H149V102H148ZM148 104H146V105H148ZM104 105V104H103ZM145 105V104H144ZM111 106V105H110ZM128 106V105H127ZM136 106H137V108H138V106H139V104L137 105V102H136ZM135 106V107H136ZM109 107V106H108ZM130 107H131V105H130ZM130 107L128 106V108H129V110H130ZM140 107V106H139ZM147 107H149V106H147ZM146 107V108H147ZM105 108V107H104ZM110 108V107H109ZM116 108V107H115ZM119 108V107H118ZM132 108V107H131ZM137 108H135V110L137 109ZM142 108H144L143 106H142ZM106 109V108H105ZM112 109V108H111ZM257 110H255V114L256 115H258L259 116V114H264V103H262L261 105L259 104V106L256 108ZM110 110V109H109ZM128 110V109H127ZM139 111V110H138ZM256 111H259V112H256ZM45 112V111H44ZM122 112V111H121ZM136 112V111H135ZM147 113H148V111H147ZM146 113V114H147ZM138 114V113H137ZM145 114V113H144ZM241 114V113H240ZM243 114V113H242ZM249 114V113H248ZM115 115H117V114H115ZM119 115V114H118ZM131 115V114H130ZM129 115V116H130ZM140 115V114H139ZM251 115H252V113H251ZM114 116V115H113ZM142 116V115H141ZM145 116V115H144ZM150 116V115H149ZM227 117V116H226ZM240 117H242L241 115H240ZM263 117H264V115H263ZM123 118V117H122ZM132 118V117H131ZM148 118V117H147ZM230 118V117H229ZM253 118V117H252ZM118 119H120V118H118ZM137 119H138V117H137ZM144 119V118H143ZM228 119V118H227ZM115 120V119H114ZM122 120V119H121ZM136 120V119H135ZM139 120H142V119H139ZM139 120H138V122H139ZM263 120V119H262ZM214 121V120H213ZM224 121V120H223ZM234 121V120H233ZM116 122H117V120H116ZM119 122V121H118ZM212 122V121H211ZM227 123H226V126H232V125H234V122H232V120H229L228 119V121H226ZM113 123H115V121L113 122ZM125 123V122H124ZM225 123V122H224ZM116 124V123H115ZM119 124V123H118ZM123 125V124H122ZM215 124H213V123H211V125L209 124V126L213 129L214 127H216V126H214ZM240 125V124H239ZM225 126V127H226ZM115 127H116V125H115ZM201 127H202V125H201ZM200 127V128H201ZM222 127V126H221ZM235 127V126H234ZM240 127V126H239ZM206 128V126L203 128V129H205ZM223 128V127H222ZM93 129V128H92ZM96 129H97V127H96ZM106 129V128H105ZM118 129V128H117ZM120 129V128H119ZM118 129V130H119ZM123 129V128H122ZM211 129V130H212ZM217 129V128H216ZM237 129V128H236ZM46 130V129H45ZM104 130V129H103ZM108 130V129H107ZM121 130V129H120ZM206 130V129H205ZM215 130V129H214ZM214 130H212V131H214ZM223 130H225V129H223ZM4 132H5V130H3ZM2 131V132H3ZM44 131V130H43ZM91 131H93V130H91ZM96 131V130H95ZM204 131V130H203ZM239 131V130H238ZM90 132V131H89ZM100 132V131H99ZM103 132H105V131H103ZM44 133V132H43ZM43 133H42V135H43ZM45 133H47V132H45ZM91 133V132H90ZM107 133H109V131L107 132ZM107 133H106V137H107ZM199 132H197L196 130L194 131H191V132H189L188 134V137H187V140L186 141H189L188 143L190 144V146L192 145V147H194V146H196V142H197V140H198V137H197V134H198ZM234 133H235V131H234ZM3 135H4V133H2ZM0 135V137L2 136V139L4 138L3 137V135ZM6 134V133H5ZM39 134H40V132H39ZM48 134V133H47ZM88 134V133H87ZM95 134V133H94ZM93 134V135H94ZM99 134H101V133H99ZM98 134V135H99ZM103 134V133H102ZM101 134V135H102ZM184 134V133H183ZM211 134V133H210ZM81 135H84L83 133H81ZM97 135V134H96ZM202 135V134H201ZM200 135V136H201ZM216 135V134H215ZM5 136V135H4ZM37 136H39V135H37ZM47 136V135H46ZM45 136V137H46ZM84 136H86V135H84ZM88 136H89V134H88ZM90 136H91V134H90ZM102 136H104V135H102ZM101 136V137H102ZM240 136V135H239ZM249 136V135H248ZM247 136V137H248ZM25 137V136H24ZM34 137V136H33ZM41 137V136H40ZM44 137V136H43ZM83 137V136H82ZM97 137V136H96ZM196 137H197V139H196ZM213 137V136H212ZM211 137V138H212ZM263 137V136H262ZM30 138V137H29ZM95 138V137H94ZM98 138V137H97ZM103 138V137H102ZM105 138V137H104ZM103 138V139H104ZM237 138V137H236ZM260 138H261V136H260ZM259 138V139H260ZM87 139V138H86ZM89 139V138H88ZM91 139H93V137H91ZM91 139H89V140H91ZM96 139V138H95ZM95 139H93V140H95ZM99 139V138H98ZM102 139V140H103ZM201 139V138H200ZM1 140V139H0ZM93 140H91V143H92V141ZM100 140H101V138H100ZM99 140V141H100ZM160 140H162V139H160ZM181 140V139H180ZM211 140V139H210ZM215 140V139H214ZM241 140V139H240ZM256 140V139H255ZM43 141V140H42ZM212 141V140H211ZM216 141V140H215ZM226 141V140H225ZM236 141V140H235ZM238 141V140H237ZM264 141V140H263ZM39 142H41V141H39ZM48 142V141H47ZM96 142V141H95ZM94 142V143H95ZM103 142H105V140L103 141ZM183 140H181V141H177L176 143H173L172 144V146H171V148H170V151H174L175 149H176V147H177V145H179L180 146V148H181V146H182V144H183ZM214 142V141H213ZM219 143H220V141H218ZM239 142V141H238ZM260 142V141H259ZM262 142V141H261ZM43 143V142H42ZM97 143V142H96ZM95 143V144H96ZM185 143L186 144H188L187 142H184V144H183V146H185ZM214 143H217V142H214ZM228 142H226V144H227ZM240 143H241V141H240ZM244 143V142H243ZM264 143V142H263ZM47 143H45V145H46ZM51 144V143H50ZM49 144V145H50ZM99 143H97V145H98ZM101 144V143H100ZM99 144V145H100ZM189 144H188V146H189ZM231 144V143H230ZM257 144V143H256ZM44 145V144H43ZM54 145V144H53ZM64 145V144H63ZM93 145V144H92ZM229 145V144H228ZM235 145H236V143H235ZM12 146V145H11ZM46 146H48V145H46ZM45 146V147H46ZM55 146V145H54ZM102 146H104V144L102 145ZM102 146H100V148L102 147ZM187 146V147H188ZM198 146V145H197ZM200 146V145H199ZM220 145H218V147H219ZM223 146V145H222ZM225 146V145H224ZM233 146V145H232ZM239 146H240V148H238V151H236V153L237 154H235V153H233V151H226V148H225V150L223 149V147H219L220 149H217V150H215L214 151V154L213 155H211L210 153V157L208 158V159H204V160H206L205 162H202V160L201 159H199V158H197L196 156H195V158L193 157V159L192 160H188L187 159V161H188V166H186V167H188V172L187 173H195L194 175H197L196 173H198L199 172V174H200V171H198L197 169L199 168V169H201L200 167L201 166H204L205 164H211V166L210 167H212L213 166V171L210 169V167H209V169L212 171V172H214L215 174H217V172H216V170L219 172V173H223V174H225L224 172H226V171H229V170H231L232 172V175H231V178H229V177H224V179H222V180H224V181H227L226 183L228 184L227 186H224L223 185V183H221V182H223V181H221L220 180V183H221V185L222 186H220V188H224L223 189V191H217V192H214L215 193V195L211 198V197H208V196H205L204 198H201V197H197L196 195H194V194H191V195H189L188 196V198H189V200L187 201V202H183L182 203V205H181V210L182 209H184V212L183 213H180L179 211V213L177 212V214H173V216L171 215V217H169L168 215H166L167 216V218L164 220V221H166L165 223H164V221H163V223L165 224L164 226H162V229L165 231L164 233L162 232L161 234L160 233H157L155 230H157L158 228H160L159 226H158V228H157V226H155L157 229H153V231H155V233H157L158 235H155V236H153V234H152V237H156L157 239H155L154 240V242H152V244H149V243H151V241L150 242H147V240H143V242H141L139 245H136L135 246V249L133 250L134 252H129L128 251V249H130V246H132V242L135 240V239H133V241H132V238H131V236H128V233H127V235H126V233L125 234H123V235H119V234H117L118 232L117 231H115V228H116V224H114V223H112V224H114L115 226H112L111 225V227H115L114 229L113 228H108V226L110 227V224L109 225H107V226H102V227H100V226H98V224H96V222H94V216H92L91 218H93V220H91V218L90 217H87V218H90V221H91V224L89 225L88 224V222L90 223V221H88V220H84V221H82V223H84L85 224V226L84 227H87V229H86V231H87V233L89 234H87L88 236H90V237H87V239L88 240H92L91 242L90 241H85V242H87L88 243V245L89 244H94V245H90V246H94L95 247V243H93V241L95 242V239H100L101 238V236L103 235V236H105V241L103 240L102 242V246L103 247H101V249H100V251L102 252V256H97V254H99L100 252H97V254H96V256L95 257H93L94 259H92V260H90V259H88L87 258V260H86V262H85V260H84V264H167V261L166 260H170L171 258V260H172V263L171 264H196V261H198V258H197V254H198V252H199V250L201 249V250H204L205 251V245L204 246H202V244H203V241L202 240H199L202 244H199V243H195L196 241V237H194V235L196 234L195 232H196V230L198 229V227H197V229H195L196 227L195 226H197V225H195L193 222H195V221H197L196 220V218L197 219H201V221L203 220V222L205 221V222H207L209 219H208V217L211 215V219L213 218H215L216 220H218V221H216L215 219V222L217 223H220V235L223 237V239H221V237H220V239L222 240L221 242H224L227 246H228V249L229 250H232L231 252L233 253V254H231L232 255V257L230 258V260L228 261V263L229 264H264V248H260L259 246H257V247H250V245L248 244V245H244L245 244V241L242 239L243 237H244V232L246 231L245 229L248 227V225L246 224V221H247V223H248V219L246 220L245 219V217H247V218H249V216H252V215H250V213H249V211H242V210H240V208L238 207V209H236L235 208V206L238 204L236 201L238 200V199H236L237 198V195H238V189H244V190H246L248 193L245 195V197L246 198H251L252 200H251V206L253 207H255V209H256V207H258L253 213H251V214H253L257 219H259L258 220V224H259V226L260 227H263L264 228V158L262 159V160H259V154L257 153V151L256 150H254L251 146H249V145H246V144H239ZM51 147H53V146H50V148ZM95 147H97V146H95ZM99 147V146H98ZM97 147V148H98ZM105 147V146H104ZM186 147V148H187ZM260 147V146H259ZM183 148V147H182ZM196 148V147H195ZM212 148H215V147H212ZM237 148V147H236ZM236 148H234V149H236ZM262 148V147H261ZM260 148V149H261ZM9 149V148H8ZM95 150H96V148H94ZM233 149V148H232ZM231 149V150H232ZM101 150H103V148H101ZM187 150V149H186ZM98 151H99V149H98ZM183 151V150H182ZM203 151V150H202ZM205 151V150H204ZM209 151H211V150H209ZM190 152H191V148H190ZM198 152V151H197ZM232 152V153H231ZM13 152L11 151V150H2V149H0V177H2V176H4V175H6V177L8 176V175H10V176H20V175H18V173L21 171V169H19V165L18 164H14L13 163V161H11V157H12V154ZM180 153V152H179ZM185 153V152H184ZM184 153H182V154H184ZM152 155H151V157H150V159H152V160H155V158H154V156L155 155H157V153L156 154H154V153H151ZM191 154V153H190ZM199 154V153H198ZM206 154V153H205ZM160 155H162L161 156V158H159V160H158V158L156 159V160H158V162L160 161V162H162L161 164L163 165V162L164 163H166L165 162V160L166 159H168L167 157V155H165V154H160ZM186 155V154H185ZM184 156V155H183ZM199 156V155H198ZM156 157V156H155ZM187 157H189V156H187ZM202 157V156H201ZM149 158V157H148ZM181 158H182V156H181ZM174 159L176 160L177 158H175L174 157ZM21 161V160H20ZM19 161V162H20ZM178 161V160H177ZM181 161V160H180ZM179 161V162H180ZM185 161H186V159H185ZM186 161V162H187ZM23 162V161H22ZM21 162V163H22ZM149 162H151V161H149ZM178 162V163H179ZM183 162H184V160H183ZM155 163V162H154ZM153 163V164H154ZM23 164V163H22ZM22 164L20 165V167L22 166ZM158 164V163H157ZM157 164H155V165H157ZM186 164V165H187ZM62 165V164H61ZM165 165V164H164ZM181 165V164H180ZM201 165V166H200ZM145 166V165H144ZM148 166V165H147ZM151 166V165H150ZM149 166V167H150ZM166 166V165H165ZM200 166V167H199ZM23 167H24V164H23ZM156 167V166H155ZM154 167V168H155ZM25 168V167H24ZM24 168H22V169H24ZM66 168L67 169H65V171H58L57 169H51L50 167H48L47 166V171H48V173L49 174H54L55 176V178H57L58 177V179H59V177H62V176H65V175H67L68 176V180H67V182L68 183H70V184H72V186L74 185V184H77L76 183V181H75V183H74V181H73V177H75V176H72V175H76V174H79L80 172H81V168H80V166H79V164H78V162L77 163H69V164H67V166H66ZM82 168H84V167H82ZM145 168V167H144ZM153 168V167H152ZM207 167H205V169H206ZM85 169V168H84ZM146 169V168H145ZM149 169V168H148ZM151 169V168H150ZM216 169V170H215ZM20 170V171H19ZM44 170V169H43ZM152 171H153V169H151ZM197 170V171H196ZM209 170V171H210ZM215 170V171H214ZM45 171V170H44ZM148 171V170H147ZM157 171V170H156ZM201 171H203V170H201ZM204 171H206V170H204ZM208 171V172H209ZM211 171H210V175L212 174L211 173ZM23 172H25V171H23ZM23 172L21 173V174H23ZM83 172H84V170H83ZM82 172V173H83ZM181 172V171H180ZM26 173V172H25ZM24 173V174H25ZM45 173V172H44ZM149 173H150V171H149ZM156 173H159V172H156ZM161 173V172H160ZM160 173L159 174H157V175H160ZM181 173H183V172H181ZM204 173V175H205V172H203ZM198 174V175H199ZM230 174V173H229ZM228 174V175H229ZM43 175V174H42ZM47 175V174H46ZM155 175V174H154ZM184 175H186V173L184 174ZM193 175V181H195L194 180V178H195V176ZM209 175V174H208ZM209 175V176H210ZM213 175V174H212ZM45 176V175H44ZM77 176H79V175H76V177ZM81 176H82V174H81ZM156 176V175H155ZM163 176V175H162ZM170 176V175H169ZM203 175H201L200 176V178L202 177ZM218 176H220L221 177V175H218ZM23 177V176H22ZM53 177V176H52ZM75 177V178H76ZM115 177V176H114ZM118 177V176H117ZM164 177V176H163ZM177 177V176H176ZM189 177V176H188ZM213 177H216V176H213ZM4 178V177H3ZM8 178V177H7ZM14 178V177H13ZM66 179H67V177H65ZM79 178V177H78ZM77 178V179H78ZM156 178V177H155ZM191 178V177H190ZM196 178H197V176H196ZM203 178H205L204 176H203ZM202 178V179H203ZM223 178V177H222ZM10 179V178H9ZM19 179H21V178H19ZM46 179V178H45ZM116 179V178H115ZM114 179V180H115ZM161 179V178H160ZM164 179H165V177H164ZM175 179V178H174ZM198 179H199V176H198ZM198 179H196V180H198ZM24 180V179H23ZM47 180H49V179H47ZM50 180H51V178H50ZM113 180V179H112ZM156 180H157V178H156ZM159 180V179H158ZM157 180V181H158ZM162 180V179H161ZM190 180H192V179H190ZM189 180V178L187 179L186 178V182L187 181H190ZM204 180V179H203ZM203 180H201V181H203ZM53 181V180H52ZM51 181V182H52ZM54 181H57V180H54ZM58 181H60V180H58ZM73 181V183H71ZM82 181V180H81ZM160 181V180H159ZM166 181V180H165ZM165 181H164V183H165ZM167 181H168V179H167ZM215 181H219L218 180V178H217V180H216V178H215ZM6 182H7V180H6ZM12 182V181H11ZM25 182V181H24ZM49 182V181H48ZM78 182V181H77ZM162 182H163V180H162ZM204 182V181H203ZM17 183V182H16ZM19 183V182H18ZM79 183V182H78ZM162 184L161 182H160V184H162V185H165V184ZM216 183V182H215ZM214 183V184H215ZM220 183H219V185H220ZM226 183H225V185H226ZM0 184H2L1 183V181H0ZM4 184V183H3ZM7 184V183H6ZM8 184H10V183H8ZM7 184V185H8ZM24 184V183H23ZM54 184V183H53ZM58 184V183H57ZM56 184V185H57ZM218 184V183H217ZM26 185V184H25ZM65 185H67V184H65ZM69 185V184H68ZM67 185V186H68ZM78 185V184H77ZM162 185L160 186L161 187V190L163 191L164 189H162ZM218 185V186H219ZM12 186V185H11ZM75 186V185H74ZM166 187L168 186V185H165ZM171 186V185H170ZM174 186V185H173ZM177 186V185H176ZM212 186V185H211ZM5 187V186H4ZM4 187H2V188H4ZM7 187H9V186H7ZM6 187V188H7ZM28 187V186H27ZM57 187V186H56ZM79 187V186H78ZM155 187V186H154ZM157 187V186H156ZM164 187V186H163ZM194 187V186H193ZM208 188H209V186H207ZM28 188H30V187H28ZM81 188V187H80ZM158 188H159V186H158ZM178 188V187H177ZM185 188V187H184ZM201 188V187H200ZM219 188V187H218ZM32 189V188H31ZM153 189V188H152ZM155 189H157V188H155ZM168 189H169V187H168ZM168 189H166L167 190V192L169 193V191L170 190H168ZM174 189H175V187H174ZM3 190V189H2ZM81 190V189H80ZM165 190V191H166ZM176 190V189H175ZM175 190H173V192L175 191ZM180 190V189H179ZM205 190H206V188H205ZM204 190V191H205ZM218 190H221V189H218ZM226 190H228L227 192H226ZM178 191V190H177ZM198 191V190H197ZM203 191V190H202ZM202 191H201V193H202ZM208 191V190H207ZM238 191V192H237ZM241 191V190H240ZM2 192V191H1ZM5 192H6V189H5ZM159 192V191H158ZM164 192V191H163ZM180 191H178V193H179ZM192 192V191H191ZM200 192V191H199ZM199 192H197V193H199ZM206 192V191H205ZM204 192V194H206ZM35 193V192H34ZM123 193V192H122ZM145 193V192H144ZM143 193V194H144ZM147 193V192H146ZM145 193V194H146ZM155 193H156V191H155ZM165 193L166 192H164V194L163 195H165ZM196 193V194H197ZM244 193V192H243ZM1 194H5V193H1ZM37 194V193H36ZM125 194V193H124ZM142 194V196H144ZM150 194V193H149ZM154 194V193H153ZM153 194H151L152 196H154ZM159 194V193H158ZM162 194H160V195H162ZM177 194V193H176ZM38 195V194H37ZM80 195H81V193H80ZM157 195V194H156ZM168 195V194H167ZM178 195V194H177ZM184 195V194H183ZM199 195V194H198ZM202 195V194H201ZM211 195V194H210ZM15 196V195H14ZM18 196V195H17ZM126 196H128L127 197V200H128V198H130L131 199V196L129 197V195H127L126 194ZM140 196V195H139ZM147 196V195H146ZM200 196V195H199ZM212 196V195H211ZM240 196V195H239ZM3 197V196H2ZM5 197V196H4ZM19 197V196H18ZM80 197V196H79ZM82 197V196H81ZM80 197V198H81ZM136 197V196H135ZM157 197V196H156ZM162 197H164V196H162ZM165 197H168V196H165ZM229 197L230 198H232L231 200H229ZM236 197V198H235ZM42 198H45V197H42ZM137 198V197H136ZM136 198H135V200H136ZM143 199H144V197H142ZM142 198H140V199H142ZM145 198H147L148 199V197H145ZM161 198V197H160ZM160 198H158L157 197V199L156 200H158V199H160ZM178 198V197H177ZM46 199V198H45ZM133 199H134V197H133ZM142 199V200H143ZM154 199V198H153ZM155 199H154V201H155ZM168 198H166V199H164L165 201L167 200ZM236 199V200H235ZM7 200V199H6ZM5 200V201H6ZM19 200V199H18ZM50 200V199H49ZM80 200V199H79ZM161 200V199H160ZM169 200V199H168ZM241 200V199H240ZM82 201V200H81ZM131 201H132V199H131ZM138 201H139V199H138ZM147 201H149V200H146V202ZM153 201V202H154ZM159 201V200H158ZM162 201V200H161ZM177 201V200H176ZM190 201V202H189ZM250 201V200H249ZM1 202V201H0ZM15 202V201H14ZM20 202V201H19ZM18 202V203H19ZM44 202H45V200H44ZM137 202V201H136ZM153 202H151L152 204H153ZM162 202H164V201H162ZM168 202V201H167ZM166 202V203H167ZM189 202V203H188ZM238 202H239V200H238ZM6 203V202H5ZM42 203H43V201H42ZM132 204L134 203V202H131ZM157 203V202H156ZM155 203V204H156ZM160 202H158L157 204L158 205H156V208H154L155 206H152V204H151V206L153 207V208H150V209H153V210H149V211H151V212H148L147 211V209H149L148 207L146 208V204L143 202V204H145V208H146V210L145 209H143L144 207L143 206H141L142 208V210H141V212L143 211V210H145V211H147L148 212V214H146L145 215V217L147 218V216H150L151 215V217L150 218H152V221L153 222H156V221H158L157 220V216L158 215H160L161 217H163L161 214L163 213L162 212V210L164 211V208H162L164 205H165V202L162 204V206L159 204ZM177 203H178V201H177ZM48 204V203H47ZM79 204H81V203H79ZM83 204H84V202H83ZM134 204H136V203H134ZM142 203H141V201H139V202H137V205H141ZM142 204V205H143ZM148 204H149V202H148ZM174 203L172 202V205H173ZM189 204V205H188ZM5 205V204H4ZM14 205V204H13ZM161 206V208H162V210H161V208H160V206ZM178 205V204H177ZM9 206H11V205H9ZM49 206V205H48ZM51 206V205H50ZM80 206V205H79ZM159 206V208H157ZM167 206V205H166ZM170 206V205H169ZM249 206V205H248ZM38 207V206H37ZM47 207V206H46ZM53 207V206H52ZM82 207V206H81ZM134 207H135V205H134ZM137 207V206H136ZM135 207V208H136ZM179 207V206H178ZM247 207V206H246ZM250 207V206H249ZM7 208V207H6ZM88 208V207H87ZM139 208V209H138ZM243 208V207H242ZM245 208V207H244ZM51 209V208H50ZM84 210H85V208H83ZM90 209V208H89ZM97 209H99V208H97ZM131 209V208H130ZM137 209V211L139 210V212H140V206L139 207H137L136 208ZM166 209H167V207H166ZM166 209H165V212L164 213H166V212H168V210L166 211ZM168 209H170V207H168ZM246 209H248V208H246ZM3 210H4V208H3ZM10 210V209H9ZM15 210V209H14ZM13 210V211H14ZM47 209H45V211H46ZM72 210V209H71ZM79 210H80V208H79ZM160 210V211H159ZM171 210V209H170ZM169 210V211H170ZM180 210V211H181ZM189 210V211H188ZM191 210V211H190ZM249 210H250V208H249ZM254 210V209H253ZM2 211V210H1ZM17 211V210H16ZM47 211H49V210H47ZM97 211V210H96ZM99 211V210H98ZM133 211H134V208H133ZM153 211V212H152ZM52 212H53V210H52ZM81 212H82V210H81ZM138 212V213H139ZM146 212V213H147ZM21 213V212H20ZM82 213H84V211L82 212ZM87 213V212H86ZM86 213H84L85 215H86ZM90 213V212H89ZM92 213V212H91ZM99 213V212H98ZM137 213V212H136ZM150 213V214H149ZM161 213V214H160ZM169 213H171V211L169 212ZM1 214V213H0ZM12 214H14V213H12ZM41 214V213H40ZM80 214V213H79ZM130 214H131V212H130ZM134 214V213H133ZM145 214V213H144ZM158 214V215H157ZM167 214V213H166ZM208 214H209V216H208ZM15 215V214H14ZM23 215V214H22ZM25 215V214H24ZM46 215H48L47 214V212H46ZM51 215V214H50ZM91 215H93V213L91 214ZM99 215V214H98ZM137 215V214H136ZM136 215H134L135 217H136ZM155 215V216H154ZM157 215V216H156ZM163 215H165V214H163ZM170 215V214H169ZM197 215V216H196ZM16 216V215H15ZM44 216V215H43ZM83 216V215H82ZM87 216V215H86ZM100 216V215H99ZM2 217V216H1ZM5 217V216H4ZM37 217V216H36ZM50 217H52V215L50 216ZM81 217V216H80ZM97 217V216H96ZM115 217V216H114ZM13 218V217H12ZM38 218H40V217H38ZM82 218V217H81ZM102 218V217H101ZM104 218V217H103ZM103 218H102V220H103ZM127 218V217H126ZM146 218L144 219V220H146ZM256 218H253V219H256ZM71 219L72 218H70V220L69 221H71ZM85 219V218H84ZM99 219H100V217H99ZM106 219V218H105ZM160 219V218H159ZM162 219H164V218H162ZM2 220V219H1ZM5 220V219H4ZM73 220V219H72ZM82 220H83V218H82ZM113 220H118V219H113ZM112 220V221H113ZM129 220V219H128ZM127 220V221H128ZM161 220V219H160ZM159 220V221H160ZM250 220V219H249ZM7 221V220H6ZM21 221V220H20ZM35 221H37V220H35ZM52 221V220H51ZM50 220H49V224H50V222H51ZM62 221V220H61ZM85 221H88V222H85ZM96 221V220H95ZM151 220L149 219L147 222H149V224H151L152 225V223L153 222H150ZM158 221V222H159ZM201 221H199V223L201 222ZM211 221H213V220H211ZM13 221H11V223H12ZM30 222V221H29ZM66 222V221H65ZM74 222V221H73ZM97 222H98V220H97ZM115 222V221H114ZM118 222V221H117ZM116 222V223H117ZM129 222H131V221H129ZM214 222V223H215ZM15 223V222H14ZM62 223V222H61ZM71 223V222H70ZM78 223V222H77ZM80 223V222H79ZM99 223V222H98ZM102 223H103V221H102ZM122 223H124V222H121V224ZM132 223V222H131ZM144 223V222H143ZM157 223V222H156ZM210 223V221L208 222V224ZM213 223V222H212ZM257 223V222H256ZM13 224V223H12ZM63 224V223H62ZM86 224H88V225H86ZM144 224H146V223H144ZM203 224H205V223H203ZM202 224V225H203ZM249 224V223H248ZM46 225V224H45ZM47 225H48V222H47ZM64 225V224H63ZM70 225V224H69ZM82 225V224H81ZM118 225V224H117ZM134 225V224H133ZM200 225V224H199ZM206 225V224H205ZM215 225V224H214ZM247 225V226H246ZM49 226V225H48ZM66 226V225H65ZM64 226V228L65 229H67L66 227ZM119 226V225H118ZM122 227L124 226V225H121ZM146 226V225H145ZM252 226H254V225H251V227ZM256 226V225H255ZM258 226V227H259ZM50 227V226H49ZM68 227V226H67ZM71 227V226H70ZM107 227V228H106ZM125 227V226H124ZM133 227H135V226H133ZM244 227H246L245 229H244ZM250 227V226H249ZM4 228V227H3ZM2 228V229H3ZM8 228V227H7ZM46 228V227H45ZM130 229H131V227H129ZM136 228V227H135ZM150 228V227H149ZM153 228H154V224H153ZM208 228V227H207ZM254 228V227H253ZM117 229V228H116ZM146 229V228H145ZM148 229V228H147ZM152 229V228H151ZM194 229H195V232H194ZM210 229V228H209ZM216 229V228H215ZM251 229V228H250ZM257 229V228H256ZM69 230V229H68ZM121 230V229H120ZM134 230H136V229H134ZM217 230V229H216ZM245 230V231H244ZM259 230H262V228L261 229H258V231ZM14 231V230H13ZM48 231V230H47ZM67 231V230H66ZM73 231V230H72ZM71 231V232H72ZM85 231V230H84ZM127 231V230H126ZM140 231V235H142L141 234V230H139ZM160 230H158V232H159ZM212 229H211V233H212ZM250 231V230H249ZM7 232H9V231H7ZM67 232H69V231H67ZM71 232H69V233H71ZM74 232V231H73ZM125 232V231H124ZM128 232V231H127ZM145 232V231H144ZM150 232V231H149ZM260 232V231H259ZM4 233V232H3ZM11 233V232H10ZM17 233V232H16ZM83 233V232H82ZM85 233V232H84ZM132 233V232H131ZM130 232H129V234H131ZM148 233V232H147ZM246 233V232H245ZM249 233V232H248ZM251 233V232H250ZM1 234V233H0ZM13 234V233H12ZM15 234V233H14ZM121 234V233H120ZM138 234V233H137ZM137 234H136V236H137ZM150 234V233H149ZM148 234V235H149ZM213 234V233H212ZM5 235V234H4ZM72 235V234H71ZM132 235H134V234H132ZM151 235V234H150ZM162 237H161V236ZM248 235V234H247ZM1 236H3V235H1ZM12 236V235H11ZM10 236V237H11ZM135 236V235H134ZM139 236V235H138ZM218 236V235H217ZM245 236H246V234H245ZM133 237V236H132ZM139 237H141V236H139ZM146 237V236H145ZM149 237H151V236H149ZM208 237V239L211 237V235H210V237L209 236H207ZM214 236H212L211 237V240L213 241V238ZM247 237V236H246ZM4 238V237H3ZM7 238V235H6V237H5V239ZM16 238V237H15ZM86 238V237H85ZM134 238V237H133ZM165 238H167V240L166 241H164L165 240ZM198 238V237H197ZM206 238V237H205ZM218 238V237H217ZM225 238V239H224ZM43 239V238H42ZM102 239H103V237H102ZM106 239H108V240H106ZM138 239V238H137ZM141 239H143V237L141 238ZM146 239V238H145ZM147 239H150V238H147ZM204 239V238H203ZM219 239V238H218ZM0 240H2V239H0ZM44 240V239H43ZM45 240H46V236H45ZM86 240V239H85ZM97 240H96V242H97ZM101 240V239H100ZM153 240V239H152ZM206 240H207V238H206ZM246 240V239H245ZM249 240V239H248ZM248 240H246V241H248ZM108 241V242H107ZM149 241V240H148ZM207 241H209V240H207ZM219 241V243L218 244H220V240H218ZM251 240H249V242H250ZM4 242V241H3ZM9 242V241H8ZM90 242V243H89ZM136 242V241H135ZM43 243V242H42ZM86 243V244H87ZM97 243H101V241L100 242H97ZM134 243V242H133ZM207 243V242H206ZM223 243V244H224ZM251 243V242H250ZM256 243V242H255ZM259 243H260V241H259ZM3 244V243H2ZM7 244V243H6ZM46 244V243H45ZM56 244V243H55ZM135 244H137V243H135ZM134 244V245H135ZM208 244L210 245V243L208 242ZM5 245V244H4ZM58 245V244H57ZM84 245H85V243H84ZM98 245V244H97ZM253 245V244H252ZM44 246V245H43ZM55 246V245H54ZM166 246H169V247H166ZM221 246H222V244H221ZM1 247V246H0ZM5 247V246H4ZM70 247H71V245H70ZM88 247V246H87ZM97 247V246H96ZM134 247V246H133ZM203 247H204V249H203ZM208 247V246H207ZM250 248V250H247V248ZM262 247V246H261ZM263 247H264V245H263ZM41 248H43V247H41ZM98 248H99V246H98ZM98 248H96V249H98ZM224 248V247H223ZM227 248V247H226ZM3 249V248H2ZM9 249V248H8ZM44 249H45V247H44ZM95 249V248H94ZM225 249V248H224ZM13 250V249H12ZM11 250V251H12ZM16 250H17V248H16ZM72 250L73 249H71V252H72ZM82 250V249H81ZM87 250V249H86ZM92 250V249H91ZM99 250V249H98ZM6 251V250H5ZM79 251V250H78ZM90 251V250H89ZM93 252H94V250H92ZM167 251H170L171 252V255H172V257L170 256V257H166L165 255H166V252ZM226 251V250H225ZM75 252V251H74ZM83 252V251H82ZM86 252V251H85ZM6 253H7V251H6ZM20 253V252H19ZM18 253V254H19ZM41 253V252H40ZM76 253V252H75ZM81 253V252H80ZM95 253V252H94ZM169 253V252H168ZM208 253V252H207ZM226 253V252H225ZM82 255H83V253H81ZM86 254V253H85ZM87 254H89V252L87 253ZM91 254H93V253H91ZM16 255V254H15ZM73 255H74V253H73ZM72 255V256H73ZM78 254H76V256H77ZM94 255V254H93ZM99 255H101V254H99ZM208 255V254H207ZM5 256V255H4ZM4 256H0V264H10L11 262H10V260L8 259V258H6V256L4 257ZM11 256H12V254H11ZM69 256V255H68ZM67 256V257H68ZM71 256V257H72ZM75 256V257H76ZM89 256V255H88ZM209 256V255H208ZM13 257V256H12ZM20 257V256H19ZM65 257V256H64ZM82 257V256H81ZM211 257V256H210ZM11 258V257H10ZM40 258V257H39ZM38 258V259H39ZM78 258H79V255H78ZM83 258V257H82ZM85 258H86V255H85ZM18 259V258H17ZM23 259V258H22ZM37 259V260H38ZM70 259V258H69ZM200 259V258H199ZM209 259V258H208ZM40 260V259H39ZM51 260V259H50ZM81 261H82V259H80ZM47 261V260H46ZM76 261V260H75ZM200 261V260H199ZM15 262V261H14ZM13 262V263H14ZM18 262V261H17ZM21 262V261H20ZM80 262V261H79ZM169 262V261H168ZM200 262H202V264H206V261L205 260H201ZM52 263V262H51ZM76 263V262H75ZM78 263V262H77ZM199 263V262H198ZM197 263V264H198ZM14 264H16V263H14ZM43 264V263H42ZM82 264H83V262H82ZM169 264V263H168Z\"/></svg>",
    "mask_w": 264,
    "mask_h": 264
}]
</instances>
